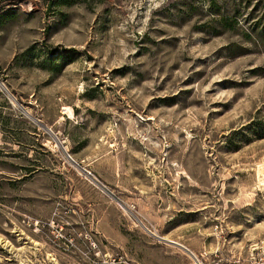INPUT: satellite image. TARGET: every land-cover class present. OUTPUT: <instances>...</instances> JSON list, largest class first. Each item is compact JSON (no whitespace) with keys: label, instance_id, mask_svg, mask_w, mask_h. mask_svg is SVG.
<instances>
[{"label":"rangeland","instance_id":"rangeland-1","mask_svg":"<svg viewBox=\"0 0 264 264\" xmlns=\"http://www.w3.org/2000/svg\"><path fill=\"white\" fill-rule=\"evenodd\" d=\"M0 264H264V0H0Z\"/></svg>","mask_w":264,"mask_h":264},{"label":"water","instance_id":"water-1","mask_svg":"<svg viewBox=\"0 0 264 264\" xmlns=\"http://www.w3.org/2000/svg\"><path fill=\"white\" fill-rule=\"evenodd\" d=\"M2 89L5 91V89L2 87ZM6 92V91H5ZM7 93V92H6ZM7 95L9 96V98H11V96L7 93ZM12 99V98H11ZM13 100V99H12ZM49 132H51L49 129H47ZM181 249H183L184 251H186V253H188L189 255H191L185 248L180 247Z\"/></svg>","mask_w":264,"mask_h":264},{"label":"bare ground","instance_id":"bare-ground-1","mask_svg":"<svg viewBox=\"0 0 264 264\" xmlns=\"http://www.w3.org/2000/svg\"><path fill=\"white\" fill-rule=\"evenodd\" d=\"M69 114L71 115V113L69 112ZM180 248V247H179ZM182 248H184V247H182ZM181 249V248H180ZM183 250V249H182ZM187 250V249H186ZM184 251V250H183ZM188 251V250H187ZM186 252V251H185ZM189 252V251H188ZM190 253V252H189ZM188 254V253H187ZM191 254V253H190ZM190 256H192V255H190ZM194 256V255H193ZM194 260V259H193ZM196 260V259H195Z\"/></svg>","mask_w":264,"mask_h":264}]
</instances>
